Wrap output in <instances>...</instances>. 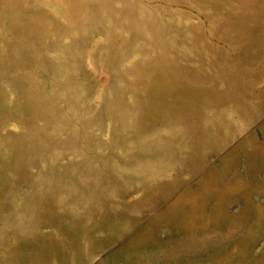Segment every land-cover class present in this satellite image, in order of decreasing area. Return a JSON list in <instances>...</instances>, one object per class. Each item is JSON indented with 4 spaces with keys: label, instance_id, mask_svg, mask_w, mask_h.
Segmentation results:
<instances>
[{
    "label": "rangeland",
    "instance_id": "obj_1",
    "mask_svg": "<svg viewBox=\"0 0 264 264\" xmlns=\"http://www.w3.org/2000/svg\"><path fill=\"white\" fill-rule=\"evenodd\" d=\"M0 264H264V0H0Z\"/></svg>",
    "mask_w": 264,
    "mask_h": 264
}]
</instances>
